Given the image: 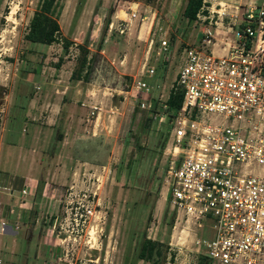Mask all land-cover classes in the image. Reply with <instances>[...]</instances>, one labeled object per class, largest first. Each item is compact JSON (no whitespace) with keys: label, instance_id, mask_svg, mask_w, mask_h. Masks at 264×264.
<instances>
[{"label":"rangeland","instance_id":"rangeland-1","mask_svg":"<svg viewBox=\"0 0 264 264\" xmlns=\"http://www.w3.org/2000/svg\"><path fill=\"white\" fill-rule=\"evenodd\" d=\"M204 1L189 23L183 15L186 0H85L78 10V0H58L61 32L73 41L64 53L61 41L24 37L39 0H0V168L17 173L7 176L8 189H0L1 201L14 210L0 229V264H150L135 258L141 234L171 244L177 253L173 264L184 256L197 259L194 232L181 231L184 225L175 221L168 202L169 155L163 144L168 123L158 116L183 48L199 42L206 28L219 41L231 20L225 13L242 11L249 0ZM88 32L92 70L88 80H72L76 43ZM162 38L167 48L158 53ZM150 67L152 76L146 72ZM131 78L153 86L134 95V89L126 92ZM149 98L153 110L137 104ZM83 100L102 106L98 118ZM24 110L30 111L27 120ZM49 116L56 119L52 125ZM29 172L38 180L36 193L29 183L21 199L20 175ZM80 188L97 191L96 213L102 216L91 221L97 224L95 241L61 239L68 199Z\"/></svg>","mask_w":264,"mask_h":264},{"label":"built area","instance_id":"built-area-1","mask_svg":"<svg viewBox=\"0 0 264 264\" xmlns=\"http://www.w3.org/2000/svg\"><path fill=\"white\" fill-rule=\"evenodd\" d=\"M225 14L231 20L219 41L206 28L199 42L183 48L169 89L182 92L174 114L165 112L169 92L162 103L158 120L168 123L169 155L164 183L181 231L194 232L197 254L202 247L211 264H264V0H249L242 11ZM167 43L161 39L158 53ZM146 72L152 76L154 68ZM128 84L126 92L134 89V95L153 86L143 78ZM81 103L98 118L101 105ZM137 104L155 107L151 98ZM109 110L114 113L117 106ZM73 194L61 239L95 241L97 224L91 221L102 216L96 213L97 191L80 188ZM199 230L207 234L198 236ZM169 249L175 251L171 244ZM196 260L184 256L179 264Z\"/></svg>","mask_w":264,"mask_h":264},{"label":"trees","instance_id":"trees-1","mask_svg":"<svg viewBox=\"0 0 264 264\" xmlns=\"http://www.w3.org/2000/svg\"><path fill=\"white\" fill-rule=\"evenodd\" d=\"M85 0H78L77 9ZM204 0H186L183 8V15L187 18L188 22H192L197 18L198 12H200ZM111 14V8L108 15L105 17L103 31L109 24ZM59 9L58 0H39L36 8L34 9L29 22L27 31L24 34L25 39L31 42H41L44 44H51L54 41H61L62 50L64 53L68 52L69 46L72 44V39L65 36L61 32L59 23ZM102 31V32H103ZM89 32L83 42L76 43L78 53L76 54V61L74 68L71 71L70 78L72 80H88L92 65V56H89L90 49L88 46ZM103 40V33L100 37V43L98 49L101 46ZM62 57L58 58V62H61ZM182 98V92L180 90L171 89L168 97L165 99L166 109L165 112L171 116L179 107ZM61 109V108H60ZM152 108L151 110H153ZM62 134L58 135L61 138ZM167 134L163 137V144L165 143ZM172 220H170V223ZM135 258L148 261L150 264H173L175 254L170 251L167 241H162L158 238H152L146 234H141L135 247ZM196 264H211L210 258L201 250L197 254Z\"/></svg>","mask_w":264,"mask_h":264},{"label":"crops","instance_id":"crops-1","mask_svg":"<svg viewBox=\"0 0 264 264\" xmlns=\"http://www.w3.org/2000/svg\"><path fill=\"white\" fill-rule=\"evenodd\" d=\"M32 97V96H31ZM60 110V109H59ZM59 112V111H58ZM30 111L28 110H24V119L27 120L28 119V115H29ZM56 121V119H54L53 116H49V119L47 121L48 124L52 125L54 124ZM53 122V123H52ZM69 138V137H68ZM68 140V139H67ZM70 143V141H69ZM13 145V143H11ZM3 143L1 142L0 143V158L2 157V152H3ZM30 157V156H29ZM35 159V157L33 156V160ZM16 171L15 170H2V168H0V189L4 188V189H8V187L6 186V183L9 185L10 184V181L9 180H6L7 176H10V175H13V176H16ZM12 176V177H13ZM21 179H22V186H21V199L24 198L25 194L27 193V190H26V185H28L29 183H31V185H33V188L35 189V193H36V188L38 186V180H37V177L34 176L32 173L29 172V174H26V173H22L20 175ZM22 188H25V192H22ZM12 191V189H10ZM36 197L37 195L34 194V197H33V204H37L39 202H37L36 200ZM49 205L50 207L51 206H54V203H55V200L53 201L51 197H49ZM25 201L22 203L24 204ZM23 210V208H22ZM48 211V210H47ZM52 212V211H50ZM14 213V210L12 207L10 206H7L6 203H3L0 199V218H1V221H0V229L3 230V227L4 225L6 224L8 218L11 217V215ZM20 213L17 214V216H19ZM16 217V216H15ZM3 239V236H0V241ZM40 255L39 254V251H37L36 253V256Z\"/></svg>","mask_w":264,"mask_h":264}]
</instances>
